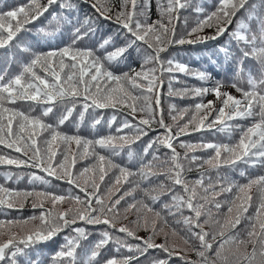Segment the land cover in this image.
<instances>
[{
	"label": "snow or ice",
	"instance_id": "1",
	"mask_svg": "<svg viewBox=\"0 0 264 264\" xmlns=\"http://www.w3.org/2000/svg\"><path fill=\"white\" fill-rule=\"evenodd\" d=\"M58 3L67 14L51 13L48 23L54 22L55 26L51 30L40 28L39 32L49 42L67 34L69 42L45 51L22 46L21 50L29 52L30 56L19 62L17 72L9 75L12 64L17 62L10 54L13 41L21 32L31 31L27 26ZM155 3L158 17L155 20H151L153 0H143L142 5L140 0H119L118 5L114 0L91 3L99 17L119 25L115 36L124 40L120 47H114L113 36L103 39L95 48L82 45L95 35L96 21L76 16L77 4L73 0H29L10 10H0V50L8 54L6 67L0 72V145L21 154L18 157L0 153V165L38 168L48 177L64 181L84 193L82 197L73 192L8 187L6 183L13 180V173H5V183H0V206L22 209L32 197V207L42 211L39 216L0 219V264H18L17 257L24 255L28 247L49 241L68 228L74 235L65 236V243L50 258L52 264H170L174 256H179L184 264H217V261L219 264H264V171L255 176L240 171L245 183L229 175V171H235L237 162L264 170V0H217L212 11L195 5L194 26L189 27L188 20H183L186 35L194 39L178 34L174 23L179 20L180 10L192 6L191 0H155ZM234 18L236 23L230 32V41L219 51L222 65H227L232 74L228 84L240 96L223 90L225 83L220 80L211 87L186 85L173 89V80L180 82L174 73L202 82L211 77L206 71H192L186 64L162 57L161 53L174 44L215 41L229 32ZM205 28H213L214 33L202 35ZM232 41H235L234 47ZM109 47L114 50L108 51ZM129 50L142 60L140 70L131 64L127 71L113 67L111 62L118 57L127 59L125 54L131 55ZM165 74H168L169 97L203 98L213 94L216 98L179 110L175 104H170L169 115L175 123V131L172 125L165 123L160 108ZM216 101L220 107H216ZM20 102H28L30 110L25 112L17 107ZM37 107L41 111L33 115ZM109 108L120 111L127 108L128 115L134 119L137 113L143 115L137 123L125 117L114 131L93 138L61 130L66 122L78 127L86 115L91 117L95 127L102 117L92 115L89 110ZM50 115L52 120L48 122L45 118ZM185 116L188 118L181 124ZM115 122L114 114L106 123L111 129ZM153 123L164 131L147 141L142 155L137 156L131 145L148 135ZM213 129L218 133L227 132V142L180 141L178 146L185 149V153L181 156L177 151L180 136L190 134V130ZM157 144L170 150V155H158V149H154ZM126 147L129 160L134 157L137 160L135 172L111 159ZM97 149L105 150L108 155ZM197 151L207 155H195ZM87 157H93L95 162L76 169L77 161ZM182 161H187V166ZM205 166L206 170L195 180L187 178L186 172ZM112 169L119 174L112 186L101 193V184ZM130 176H135L136 181L130 189L121 192L120 188L129 182ZM20 178L17 176V181ZM31 180L50 185L48 179L35 173ZM165 181L171 182L170 188ZM253 188L257 192L255 198L251 194ZM137 191L142 196L138 197ZM165 195L168 200L162 201ZM222 196L224 199H220ZM122 201L125 202L123 215L119 207ZM45 202L51 207L44 208ZM158 202L160 207L156 208ZM65 203L70 206L59 207ZM225 206L226 213H221ZM185 210L190 214L186 215ZM129 212L136 215L131 222L133 227L121 223ZM36 220L40 221L38 226L24 228ZM78 222L107 226L82 254H78L77 249L89 234L85 227L75 226ZM206 224L211 230H205ZM176 226H180V230ZM13 227H20L22 232L13 231ZM141 230L147 235H138ZM160 237L163 242L157 243ZM169 237H178L186 246L180 250L185 255H180L179 244L170 242ZM129 238L138 243H130ZM109 243L118 255L105 258L101 250ZM122 249L128 254H122ZM150 250L159 251L165 257L149 256ZM189 251L195 252L199 260L188 259ZM26 264H42V261L38 257L35 261L28 259Z\"/></svg>",
	"mask_w": 264,
	"mask_h": 264
},
{
	"label": "trees",
	"instance_id": "2",
	"mask_svg": "<svg viewBox=\"0 0 264 264\" xmlns=\"http://www.w3.org/2000/svg\"><path fill=\"white\" fill-rule=\"evenodd\" d=\"M29 0H0V10H10V8L18 7L22 4L28 3ZM46 2V0H44ZM74 3L77 4V9L75 12V15L83 18L85 16L91 17L93 20L96 21V32L95 35L87 39L86 41L82 42V45H86L88 47H97L100 42H102L103 39L113 36L114 37V47H120L123 46L124 40L122 37L115 36V34L120 30L119 25H117L112 20H105L98 16V14L95 12V10L90 6L91 3H94L95 0H73ZM118 2L119 0H114V3ZM217 0H191V7H189L188 10H183L182 13H179V18H181V15L183 16V19H187L189 23V27L194 26V20L196 18V13L194 12V6L199 4L205 8L206 11H212L214 8L212 7ZM250 2H255V0H250ZM143 4V0H140V5ZM156 4V3H155ZM243 11V10H242ZM53 12H65L64 9H61L59 7V3L57 5H53L52 8L49 9L48 13H45L43 17H41L39 20L35 21L32 25H28L27 27L31 29V31L28 32H21L16 41H13V47L11 48V55H14L16 58V63H13L11 68L9 69V75L12 73H15L19 70V62L23 60H27L30 56L29 52H25L21 50L22 46L30 47L32 51H45L48 50L51 47H60L64 44H67L69 42L68 35L65 34L63 37H60L58 39H52L49 42V39L45 38L43 34L39 32L40 28H46V30H51L52 27L55 26L54 22L52 25H49V21L52 19L51 13ZM65 14H67L65 12ZM237 16H240V13L237 14ZM175 25L177 24V21H174ZM236 23V19L234 18L233 25L229 26V32H226L224 35L220 36L215 41H207V42H201L196 44H174L168 47L166 52L161 53L162 57L165 58H174L176 61L186 64L192 71L201 70L206 71L211 79L208 81H199L196 79H193L191 76H185L182 73H174L173 75L177 76L179 78V83H177L175 80L172 82L173 89L177 87V89H181L184 86H190V87H211L213 84L217 81H223L225 83V86H230L228 84V80L230 76L232 75L228 71L227 65H222V54L220 53L219 49L221 46L226 45L230 41V32L234 30ZM177 33L180 35H183L185 39L195 37H188L186 35V30H183L179 32L177 30ZM233 47L235 46V41H232ZM114 47H109L108 51L114 50ZM131 52V55L125 54L128 58L124 59V57H118L116 61L111 62L113 67L119 68V70L127 71L128 65L131 64L132 67H134L136 70H140L142 60L139 58V56L133 52L132 50H129ZM99 54V53H98ZM8 59V54L5 53V50H0V72L4 70L6 67V61ZM148 67H151V65H148ZM165 85L166 88L161 91V105L160 108L163 109V115L165 119V123L173 126V131H175V123L171 119L169 115V105L175 104L176 107L180 106V108H186L190 107L191 105H188L190 101L194 102H201L203 98L201 97H192V95L189 96H168V74H165L164 76ZM181 86V87H180ZM246 86V85H242ZM231 87V86H230ZM165 97V98H164ZM17 107H19L21 110L28 112L30 110V105L28 102H20ZM79 110V109H78ZM178 110V109H177ZM41 111L40 107H37L34 112H32L33 115H38ZM92 115L102 117L101 123L99 125H95V127L92 126V119L89 115L85 116L84 122L80 124L78 127L76 124H73L71 122H66L65 125L61 127V130L64 132H67L68 134H80L82 136H85L87 138H93L97 135H107L110 131H114V129L121 124L123 119L127 117L130 121L133 123H137L140 116L143 114L137 113L136 118L134 119L132 116L128 115V109L124 108L123 111H120L118 109H97L93 112V110H89ZM116 115V122L111 126V129L107 125V121L111 118L112 115ZM176 114L175 112L173 113ZM75 115V114H74ZM214 115V113H213ZM187 116L184 117L183 120L180 121V123H184V120H187ZM48 122H51L52 117L51 115L47 118H45ZM211 119V117H210ZM229 123H235V122H229ZM243 123H247V121H244ZM152 130L148 132V135L143 136L140 140L136 141L131 145V149L134 154L142 155V149L147 141L154 138L155 136L161 134L164 129L160 128L158 124L153 123L151 126ZM129 130H125V132H128ZM183 141L185 143H191V144H198L200 142H208V141H222L227 142V132H215L213 130H205L201 132H193L190 130V134L188 135H182L179 137V140L176 142L177 151L181 153V156L184 155L185 149L180 148L178 146L179 142ZM154 149H158L157 154L163 157L166 153L170 155V150H168L166 147L162 145H154ZM102 153L104 152L105 155H108V153L105 150L99 149ZM128 148L126 147L124 152L120 153L118 156H112L111 159L116 160L117 164H120L122 167H127L129 170L135 172L138 165L137 160L134 157L133 159L129 160L128 155ZM0 153L4 155L9 156H20V153H16L12 149H7L6 147L0 145ZM151 154V150H150ZM195 155L198 156H205L207 153H204L202 151H197ZM147 159V158H146ZM185 163V166H187V161H182ZM82 166H85L84 164H81V166L78 164L77 167L81 168ZM206 167L203 169H195L191 172H186L187 178L191 180H195L201 171H205ZM221 171H225L222 169ZM245 171L248 175L255 176L258 174H261L262 169L259 167L252 168L249 165H245L242 162H237L235 171H229V175L231 178L237 180L239 183H245L246 180L243 177H240L239 172ZM13 173V180L8 181L6 183V186L21 189V190H32L35 189L36 191H45V190H52L56 191L58 193H63L62 191L65 189L62 186H66V188L80 191L79 189L74 188V186H71L67 184L64 181L56 180L53 177H48L46 173L42 172L38 168H31V167H25L21 166L20 168H17L15 165H0V183H5V180L1 178V176L4 177L5 173ZM35 173L40 176H44L46 179L50 181V185H44L40 183L39 181L33 182L31 180L32 174ZM213 176H215V173H212ZM21 177L18 181L16 177ZM161 180H163V177H160ZM165 183L169 184V188L171 187V182L165 181ZM177 189H179V186H177ZM136 195L138 197L142 196L141 192H137ZM166 196V195H165ZM162 199V198H161ZM220 199H224V197H220ZM33 201L29 200L26 203H24V206L22 209L20 208H14V209H7L6 207L0 206V219L8 220V219H21V218H28V214L31 211H34L35 209H39L37 213L39 214L42 209L37 207H32ZM156 207H160V203L155 204ZM45 208V207H44ZM227 207L221 209V213H226ZM251 212L252 210L249 209ZM32 221L29 222V224ZM238 226V227H242ZM209 229L211 230V226L209 225ZM206 230V229H205ZM207 231V230H206ZM63 231L60 232L57 236L53 237L49 241L45 242H38L31 247H28L25 250L24 255H19L17 257L18 264H26V261L28 259H31L32 261H35L38 257L42 261V264H52L51 257L60 249V247L65 243L63 238H60V235H62ZM220 239L219 237L217 238ZM93 242H87L85 240L81 241V247L77 249L78 254H82L84 251H86L90 245ZM23 247V246H22ZM107 245L104 249L101 250L102 256L105 258H109L112 253H115L113 249L108 248ZM216 245H213V251L215 250ZM191 257L188 259L191 260H199V257H197L195 252L189 251ZM149 256H155L157 258H164L165 254L160 253L156 250H150ZM144 260L145 258H141ZM170 264H184V262L178 258L177 256H174L172 260L170 261ZM217 264H219V261H217Z\"/></svg>",
	"mask_w": 264,
	"mask_h": 264
},
{
	"label": "rangeland",
	"instance_id": "3",
	"mask_svg": "<svg viewBox=\"0 0 264 264\" xmlns=\"http://www.w3.org/2000/svg\"><path fill=\"white\" fill-rule=\"evenodd\" d=\"M116 4L118 5V2H116ZM182 12H183V10H180V13H182ZM157 18H158V17H157V8H156L155 0H153V5H152V9H151V20H155V19H157ZM183 20H184V19H183V16L181 15V18H179V20L177 21V24H176V28H177V30H178L179 32L185 30L184 27H183ZM149 22H151V21H149ZM213 33H214V29H213V28H205L204 31H203V33H201V34H202V35H211V34H213ZM165 84H166V83H164L163 87L160 89V93H161L162 90H164V89L166 88V85H165ZM177 87L179 88V86H176L175 89H177ZM180 87H181V86H180ZM223 90L229 91L231 94H233V95H235V96H237V97L240 96V93L236 92V90H235L234 88L230 87V86H225V88H224ZM160 95H161V94H160ZM192 97H195V96H192ZM164 98H165V97H164ZM209 100H213V101H215L216 98H215V96H214L213 94H209V95L205 96V97L203 98V100H201V102L207 103V101H209ZM196 103H197V102L190 101V103H188V105H191L190 107H194V105H195ZM220 106H221V105H220L219 101H216V107H220ZM177 109L179 110V109H183V108H180V106H178ZM45 135H47V134H45ZM72 148H73V150L75 151V145H74V144L72 145ZM97 151H99L101 154H104V152L102 153L99 149H97ZM104 155H105V154H104ZM57 158L59 159V156H58ZM112 160H113V159H112ZM113 161H114L115 163L117 162L116 160H113ZM94 162H95V160H94L93 157H87L86 159L78 160V161H77V164H76L75 167H76V169H80L79 167H77L78 164H79L80 166H81V164H84V165H88V166H90V165H91L92 163H94ZM118 174H119V173H118V170H116V169H112V170L109 172V175L105 178L104 183L101 184V187H100V191H101V193L106 192V191H107V188L112 186V183L114 182V178H115V176L118 175ZM1 178L4 179L3 176H1ZM128 181H129L128 183H124V184L122 185V187L120 188V191H121V192H123V191L126 190V189H130V187H132L133 184H134V182L136 181V177H135V176H130V177L128 178ZM166 186L169 187V184L166 183ZM62 187L65 188V189L62 191L63 193L73 192L74 194L81 195L82 197L84 196V193H82V192H80V191H75V190L68 189V188H66V186H62ZM177 191H179V189H177ZM137 192H138V191H137ZM251 194H252L253 197L255 198V196H256V194H257L255 188L252 189ZM117 195H119V193H117ZM129 199H130V198H129ZM29 200H32V201H33V198H32V197H29V198L27 199V201H29ZM166 200H168V196H167V195H166V196H162V201H166ZM27 201H26V202H27ZM26 202H25V203H26ZM124 205H125V202L122 201V202H121V205L119 206V207L121 208L122 215H123V207H124ZM69 206H70L69 203H65V204H63L62 206H59V207H62V208H64V209H66V208H68ZM44 207H45V208H50V207H51V204L48 203V202H45ZM155 207H156V206H155ZM156 208H159V207H156ZM38 210H39V209H38ZM38 210L35 209L34 211L29 212L28 216H29V217H31V216H33V215H35V216H39L41 212L38 214V213H37ZM185 214L187 215V214H190V213H188L187 210H185ZM135 219H136V215H135L133 212H129V213H128V218H127V219H121V223H122V224L129 225L130 227H133V225H132L131 222L134 221ZM169 219H171V218H169ZM39 223H40L39 220L32 221V222H31L30 224H28L27 226H24V228H25V229H30V228H33V227H35V226H38ZM75 226H80V227H85V228H86V230H87V232H88L89 235H88V239L85 240V241H87L88 243H89V242H94V241H96L97 239H99V238H100V233H101V232L107 227V226H105V225H86L84 222H78V224L75 225ZM119 226H120V225L118 224L117 227H119ZM176 227H177L178 230H180V226H176ZM204 227H205L206 230H208V229L210 228L208 224L204 225ZM12 230H13V231H16V232H22V229H21L20 227H13ZM166 230H167V229H166ZM114 231H115V230H113V232H114ZM72 235H74V233L72 232L71 228H68V229H65V230L63 231L62 235H60V238H63L62 240L65 241V239H64L65 236H72ZM118 235L123 236L124 234H118ZM138 235H140V236H146L147 233L144 232L143 230H141V231L138 232ZM6 238H7V237H5V239H6ZM169 239H170V242L175 241L177 244H179L180 247L177 249V251H180L182 248L186 247V246H184V245L182 244V242L179 241L178 237H169ZM129 242H130V243H138V241L132 240L131 238H129ZM156 242H157V243H161V242H163V238H162V237L157 238V241H156ZM108 246H109V247H108L109 250L114 248V246H113L112 243H109ZM121 252H122V254H128V253L126 252V250H124V249H122ZM113 255H118V254H116V253H112V254L110 255L109 258H111ZM180 255L183 256V255H185V254H184L183 251H180ZM177 257L180 258L179 256H177ZM189 257H191L190 252L187 253V258H189Z\"/></svg>",
	"mask_w": 264,
	"mask_h": 264
}]
</instances>
